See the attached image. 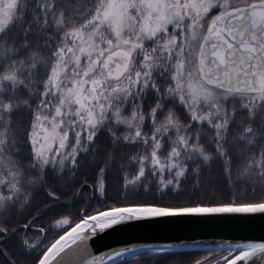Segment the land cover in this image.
Instances as JSON below:
<instances>
[{
    "label": "snow or ice",
    "instance_id": "6c2138e0",
    "mask_svg": "<svg viewBox=\"0 0 264 264\" xmlns=\"http://www.w3.org/2000/svg\"><path fill=\"white\" fill-rule=\"evenodd\" d=\"M162 218L264 230V0H0V264H264Z\"/></svg>",
    "mask_w": 264,
    "mask_h": 264
},
{
    "label": "water",
    "instance_id": "95a60500",
    "mask_svg": "<svg viewBox=\"0 0 264 264\" xmlns=\"http://www.w3.org/2000/svg\"><path fill=\"white\" fill-rule=\"evenodd\" d=\"M261 236H264V230L259 221L162 218L156 222H139L107 237L105 243L113 247L121 246V242L126 240L134 243H172L181 244V251L203 252V249L225 239Z\"/></svg>",
    "mask_w": 264,
    "mask_h": 264
},
{
    "label": "trees",
    "instance_id": "16d2710c",
    "mask_svg": "<svg viewBox=\"0 0 264 264\" xmlns=\"http://www.w3.org/2000/svg\"><path fill=\"white\" fill-rule=\"evenodd\" d=\"M110 184H111V187L109 188V195L110 196H115L116 193L112 190L114 187H115V184H116V181L115 180H110ZM91 194V189H88L87 192L84 193V195H90ZM183 254H185V256L187 255H191V254H194V253H199V252H195V251H181ZM203 254H207L206 252H203Z\"/></svg>",
    "mask_w": 264,
    "mask_h": 264
}]
</instances>
